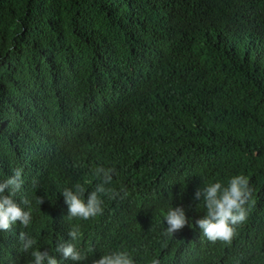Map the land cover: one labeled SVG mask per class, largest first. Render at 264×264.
I'll use <instances>...</instances> for the list:
<instances>
[{
    "label": "trees",
    "instance_id": "16d2710c",
    "mask_svg": "<svg viewBox=\"0 0 264 264\" xmlns=\"http://www.w3.org/2000/svg\"><path fill=\"white\" fill-rule=\"evenodd\" d=\"M98 167L139 241L181 207L195 258L264 264V0H0V180L42 177L35 207L50 213L61 180ZM237 174L246 219L211 242L191 226L205 211L194 193ZM131 240L115 225L109 248L136 257Z\"/></svg>",
    "mask_w": 264,
    "mask_h": 264
},
{
    "label": "clouds",
    "instance_id": "9594fccd",
    "mask_svg": "<svg viewBox=\"0 0 264 264\" xmlns=\"http://www.w3.org/2000/svg\"><path fill=\"white\" fill-rule=\"evenodd\" d=\"M131 89L127 82L116 83V92L122 98ZM74 97L80 101L79 95ZM67 141L80 147L87 137L72 131ZM110 171L98 167L96 178L65 177L59 183L63 199L50 213L35 207V202L41 204L35 193L43 183L42 177L25 176L20 169L4 176L0 180V245L10 255L5 254L1 264H210L193 256L195 241L184 233L190 223L181 207L167 209L149 240L144 237L139 241L130 231H124L121 216L105 204L101 194L111 183ZM248 184L246 176L237 174L226 183L216 180L198 188L194 199L202 202L205 211L191 226L198 227L211 242H230L235 226L247 216L244 205L250 195ZM115 225L132 239L128 246L135 249L136 257L127 250L109 248Z\"/></svg>",
    "mask_w": 264,
    "mask_h": 264
},
{
    "label": "bare ground",
    "instance_id": "6f19581e",
    "mask_svg": "<svg viewBox=\"0 0 264 264\" xmlns=\"http://www.w3.org/2000/svg\"><path fill=\"white\" fill-rule=\"evenodd\" d=\"M225 3H226V2H225ZM169 131H170V130H169ZM166 134H167V133H166ZM166 134H165V135H166ZM226 145H227V144H226ZM219 155H220V154H219ZM232 155H233V154H232ZM237 159H238V158H237ZM245 160H246V159H245ZM147 200H148V199H147Z\"/></svg>",
    "mask_w": 264,
    "mask_h": 264
}]
</instances>
